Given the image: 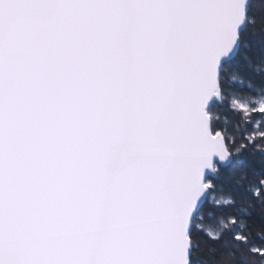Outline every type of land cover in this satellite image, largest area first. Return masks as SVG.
<instances>
[{
  "label": "snow or ice",
  "instance_id": "obj_1",
  "mask_svg": "<svg viewBox=\"0 0 264 264\" xmlns=\"http://www.w3.org/2000/svg\"><path fill=\"white\" fill-rule=\"evenodd\" d=\"M0 264H264V0H0Z\"/></svg>",
  "mask_w": 264,
  "mask_h": 264
}]
</instances>
